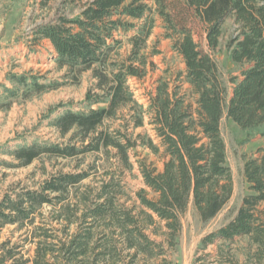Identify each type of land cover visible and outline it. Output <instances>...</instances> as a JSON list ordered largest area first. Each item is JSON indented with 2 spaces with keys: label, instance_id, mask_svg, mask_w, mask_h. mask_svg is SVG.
<instances>
[{
  "label": "trees",
  "instance_id": "trees-1",
  "mask_svg": "<svg viewBox=\"0 0 264 264\" xmlns=\"http://www.w3.org/2000/svg\"><path fill=\"white\" fill-rule=\"evenodd\" d=\"M51 1L40 0V8H47ZM60 5L78 6L79 11L73 17L59 14L55 20L35 27L33 34L50 43L54 61L68 74L77 78L91 72L94 83L84 99L89 109L67 110L52 121L61 138L70 134L67 143L20 146L12 151L13 158L20 166H28L42 156L63 160L97 153L108 156L112 148L117 161L131 170L128 152L136 147V141L126 131L143 126L148 116L158 143L142 135L137 140L165 160L159 172L138 161L143 183L155 198L138 192L137 215L132 214L134 208L126 209L118 203L121 189L110 173H106L108 182L97 189L87 187L72 201L71 189L77 190L89 178V172L58 173L36 190L3 196L0 229L16 225V231L24 232L19 243H0V264H122L123 257L129 259L128 264H135L140 255L148 260L155 254L144 230L156 223L154 217L164 222L172 245L180 231L179 217L189 204L202 221H208L230 199L232 180L220 134L224 110L240 129L260 130L264 139V0H156L155 8L146 0H60ZM154 13L163 20L166 37L173 40L172 49L184 63L183 80L189 85L193 102L181 95L179 88L171 91L163 80H159L146 108L134 100L129 89L130 78H142L147 65L153 66L142 51L154 27ZM229 17L238 29L227 47L231 61L241 71L240 78L230 79L233 88L226 102L227 90L210 51L219 45L222 25ZM132 20L141 23L136 25ZM134 29L136 34L129 39L130 53L119 58L122 42L114 38V33ZM196 34L204 36L206 49L195 41ZM157 53L153 51L152 55ZM12 82L23 89L24 98L58 87L34 77H16ZM94 105L102 107L93 109ZM121 109L128 110V119L121 116L124 132L110 130L105 121L118 118ZM243 172L248 193L236 215L200 244L205 249L215 241L227 244L235 238H247L252 250L246 253L244 264H262L264 153L247 160ZM44 206L52 209L54 223L60 229L42 216L40 209ZM71 226L75 227L73 232ZM26 245H33L31 256ZM210 264L239 263L219 248Z\"/></svg>",
  "mask_w": 264,
  "mask_h": 264
},
{
  "label": "rangeland",
  "instance_id": "rangeland-1",
  "mask_svg": "<svg viewBox=\"0 0 264 264\" xmlns=\"http://www.w3.org/2000/svg\"><path fill=\"white\" fill-rule=\"evenodd\" d=\"M40 0H0V200L5 195H14L22 190H36L53 175L58 173L89 172V178L82 182L77 190L71 189L70 199L74 195L85 193L86 188L97 189L103 182H108L106 173H110L115 182L119 183L121 195L118 203L126 209H135L132 214L139 212L138 192L144 191L148 199L155 195L144 185L138 161H143L149 168L154 167L161 171L164 158L151 153L146 147L140 146L138 135L148 136L158 143L155 132L149 124V117H144L141 127L126 131L136 147L130 149L129 161L132 169H125L113 156L115 150L109 149L110 154H86L78 159H54L42 156L28 166H20L11 155L12 151L20 146H30L33 143L65 144L69 135L61 138L52 121L64 111L86 112L84 99L87 91L92 88L94 81L91 72L86 71L75 78L68 74L66 68H59L54 61L55 52L46 40L35 38V27L55 20L59 14L69 17L75 16L79 7L67 6L61 8L60 0H52L47 8H40ZM156 0H146L148 6L155 8ZM154 27L146 41L142 53L147 57L146 73L142 78H130L129 89L134 100L143 107L149 105L150 98L154 95L159 80L169 84L170 90L179 88L181 95H186L188 101L193 102L190 96L189 85L183 80L185 70L180 56L172 49L173 40L167 38L164 22L159 15L153 14ZM140 25L141 21L132 20ZM238 25L233 18L225 19L222 25V36L219 45L210 54L215 61L222 84L227 90L226 102L231 96L233 84L230 79L240 78L241 67L230 59L227 47L228 40L237 34ZM136 34L135 29L127 33H114V38L121 40L117 56L125 58L131 51L130 38ZM194 39L206 49L204 36L196 34ZM153 51L158 53L152 55ZM37 78L42 83H56L57 88L32 94L28 98L22 96L23 89L12 82L16 77ZM102 105H94L93 109ZM128 110L121 109L118 118L106 120L105 125L110 130L123 129V119H128ZM220 134L225 144L226 165L229 168L232 180V194L220 212L208 221H202L192 205L180 215V231L176 234L173 244L167 238V229L164 222H159L147 227L144 233L153 242L154 254L150 259L140 255L135 264H210L216 259L218 249L221 248L229 255H233L239 264H244L246 253L249 250L247 238H235L230 243L215 241L205 249L201 248V240L208 234L215 232L230 222L241 205L242 198L248 193V184L244 177V164L249 159L261 157L264 153V139L260 130H243L233 123L224 110L220 120ZM15 166H6L5 164ZM19 165V166H18ZM77 165L79 168L77 169ZM264 209V204L260 206ZM52 209L44 206L40 213L53 227L60 229L54 223ZM36 224L40 225L39 219ZM16 225H7L0 229V243L10 240L19 243L23 239V232L16 231ZM71 226L70 231H74ZM29 229V228H28ZM57 235H61L59 231ZM29 256L33 254V245H26ZM254 251V250H253ZM251 251V252H253ZM132 253V252H130ZM161 253V254H158ZM122 264H128V258L123 257ZM200 258V260H197ZM262 264H264L262 262Z\"/></svg>",
  "mask_w": 264,
  "mask_h": 264
}]
</instances>
